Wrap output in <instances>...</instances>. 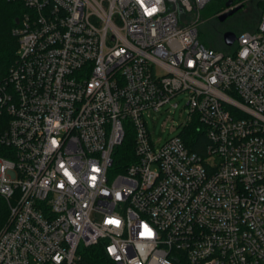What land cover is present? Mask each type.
<instances>
[{"label": "built area", "instance_id": "2783aa9c", "mask_svg": "<svg viewBox=\"0 0 264 264\" xmlns=\"http://www.w3.org/2000/svg\"><path fill=\"white\" fill-rule=\"evenodd\" d=\"M7 1L25 11L0 82V264H78L96 245L114 264H264V0L214 51L195 25L212 0ZM222 1L216 17L239 5ZM181 94V133L153 140L146 114Z\"/></svg>", "mask_w": 264, "mask_h": 264}, {"label": "rangeland", "instance_id": "374dc122", "mask_svg": "<svg viewBox=\"0 0 264 264\" xmlns=\"http://www.w3.org/2000/svg\"><path fill=\"white\" fill-rule=\"evenodd\" d=\"M218 4L224 6V1H210L199 11L196 22L193 17L198 30V41L212 51L223 49L218 33L229 30L236 34L240 30L254 29L261 14V7L256 0H246L243 9L235 12L224 22L218 21L219 23H216L213 18V11ZM186 100L185 94H181L172 98L169 104L159 111H150L148 116L146 114L147 127L153 140L164 142L181 133L182 125L188 116V108L185 106ZM174 103H176L175 108L172 106Z\"/></svg>", "mask_w": 264, "mask_h": 264}, {"label": "trees", "instance_id": "16d2710c", "mask_svg": "<svg viewBox=\"0 0 264 264\" xmlns=\"http://www.w3.org/2000/svg\"><path fill=\"white\" fill-rule=\"evenodd\" d=\"M245 1L246 0H234V3H240L239 5H241V9H243ZM256 1L262 10V2L260 0ZM214 8L213 18L216 23H219L216 15L224 8V6L218 4ZM24 11L25 8L21 2L0 0V82L6 76L8 69L16 62L18 39L13 34V30L18 25ZM254 29H247V31H252ZM223 32H225V30ZM223 32L218 33L219 40L221 39ZM222 47L224 48L223 44ZM183 139L191 151L201 155L204 154L206 145L208 144V138L204 130L196 129L195 123H191L187 127ZM132 143V137L129 135L126 136L123 144L117 148L114 155V161L120 166L125 165L130 157H132L130 154L132 152ZM6 215L7 205L0 199V226L3 224ZM79 256L78 264H114L106 257L100 245L80 250Z\"/></svg>", "mask_w": 264, "mask_h": 264}, {"label": "water", "instance_id": "95a60500", "mask_svg": "<svg viewBox=\"0 0 264 264\" xmlns=\"http://www.w3.org/2000/svg\"><path fill=\"white\" fill-rule=\"evenodd\" d=\"M232 5L231 1H226L225 2V7L228 8ZM239 9H241V5L235 6L232 9H229L228 11L224 12L223 14L219 15L217 17V20L219 22H223L227 17H230L231 15H233L235 12H237ZM235 39V35L233 32L231 31H225L222 33L221 36V41L222 44L225 46H231L234 42Z\"/></svg>", "mask_w": 264, "mask_h": 264}, {"label": "snow or ice", "instance_id": "6c2138e0", "mask_svg": "<svg viewBox=\"0 0 264 264\" xmlns=\"http://www.w3.org/2000/svg\"><path fill=\"white\" fill-rule=\"evenodd\" d=\"M153 11H155V9H153V8H151L150 10L146 9V12H147L148 15H151ZM107 223L114 224V225H117V226L119 225V221L118 220H109V221H107ZM143 235L151 236L152 233H151L150 230H148L145 227V232L143 233Z\"/></svg>", "mask_w": 264, "mask_h": 264}, {"label": "clouds", "instance_id": "9594fccd", "mask_svg": "<svg viewBox=\"0 0 264 264\" xmlns=\"http://www.w3.org/2000/svg\"><path fill=\"white\" fill-rule=\"evenodd\" d=\"M153 9H155V11H153L152 14L155 13V12L157 11V8L153 7Z\"/></svg>", "mask_w": 264, "mask_h": 264}, {"label": "flooded vegetation", "instance_id": "af4514ba", "mask_svg": "<svg viewBox=\"0 0 264 264\" xmlns=\"http://www.w3.org/2000/svg\"><path fill=\"white\" fill-rule=\"evenodd\" d=\"M227 18H228V17H227ZM227 18H226V19H227ZM226 19H225V20H226ZM225 20H224V21H225ZM224 21H223V22H224ZM225 31H229V30H225Z\"/></svg>", "mask_w": 264, "mask_h": 264}]
</instances>
